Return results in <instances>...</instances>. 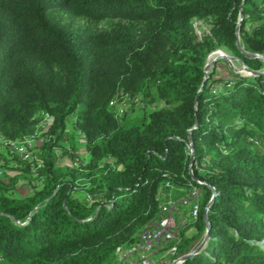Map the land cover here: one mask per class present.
Masks as SVG:
<instances>
[{"label": "trees", "instance_id": "1", "mask_svg": "<svg viewBox=\"0 0 264 264\" xmlns=\"http://www.w3.org/2000/svg\"><path fill=\"white\" fill-rule=\"evenodd\" d=\"M195 16L212 19L201 40ZM217 46L258 73L205 77ZM244 51L264 57V0H0V135L38 138L37 113L53 118L35 149L40 185L16 198V176H0V264H113L158 216L167 181L176 196L201 190L196 234L181 231L178 250L209 225L182 264H264V60ZM152 88L162 104L138 123L109 106ZM69 122L90 156L64 150L59 166ZM87 185L91 200L76 195Z\"/></svg>", "mask_w": 264, "mask_h": 264}, {"label": "built area", "instance_id": "2", "mask_svg": "<svg viewBox=\"0 0 264 264\" xmlns=\"http://www.w3.org/2000/svg\"><path fill=\"white\" fill-rule=\"evenodd\" d=\"M127 94H120L109 101V106L115 115H121L126 111ZM41 130L48 129L52 123V116L41 111L37 113ZM37 135L32 134L21 139L8 138L0 135V153L7 151L12 156H17L21 162L40 163V159L34 155L36 149ZM187 153L191 155V144L187 143ZM4 160L0 157V167ZM0 168V176L2 175ZM197 183L201 180L195 179ZM164 188H167L165 190ZM173 187L168 181L159 190L158 197L161 198L159 204L160 212L144 224L137 232L136 240L129 245H119L115 249L113 264H182L185 256L195 254L201 248L200 245L187 252H179L178 248L183 242L180 232L181 213L180 208H188L189 222L188 230L192 229L193 222L199 215L201 190L195 184H190L185 195L173 197ZM208 210V205L204 207V214ZM195 227V226H194ZM206 239L203 240L204 244ZM264 243V240L263 242Z\"/></svg>", "mask_w": 264, "mask_h": 264}, {"label": "rangeland", "instance_id": "3", "mask_svg": "<svg viewBox=\"0 0 264 264\" xmlns=\"http://www.w3.org/2000/svg\"><path fill=\"white\" fill-rule=\"evenodd\" d=\"M66 16L65 14H63ZM211 17H198L195 16L192 19L194 33L196 35L197 40H201L204 37H207L211 34L212 21ZM117 20L115 19H102V20H91L85 17H78L75 19L76 24H80L84 27L90 28H103L108 29L112 24H114ZM127 23V22H125ZM138 24V23H137ZM213 52H219L223 55H218L213 57L211 60L209 56ZM260 57L264 60V57L260 55ZM204 71L205 74L213 73L214 77L220 76L223 78H229L232 76L234 72L243 73L250 75L249 69L244 65L234 54L224 46H217L213 50H211L205 57L204 63ZM153 98L149 96H145L144 94H138L134 98H130L127 101L126 106V118L130 122L138 123L139 118L147 111L152 110L162 104L160 98L156 96L155 88H152ZM68 123L66 138L62 141L64 147L56 148V152L58 155V165L64 166L71 164V158L64 152V150H68L69 152H74L75 158L82 160V162H86L89 159V151L86 149L80 134L74 130V128ZM47 130V129H46ZM45 129L38 132V138L36 144L38 145L41 141V133L44 132ZM64 153V154H63ZM34 155L37 156V151H34ZM2 158L5 163L0 168L2 169L1 178L6 180L8 177L16 176L17 181L13 190L11 191V196L16 198H21L27 196L33 192V190L40 185L37 174L34 170V166L30 169V172H25L24 165L20 164V159L16 156L10 155L7 151L2 152ZM89 186L86 187H78L76 189V195L79 198L90 199L91 193H88ZM173 197H180L173 195ZM188 208H180L179 212L181 213V224H180V232L184 231L185 236L189 237L196 234V228L188 230L187 223L189 222ZM206 231V230H205ZM205 236V232H204ZM204 236H199L198 238L188 242L187 250H190L198 245H203ZM207 239V238H206ZM264 240V239H263ZM262 240V242H263ZM264 246V243H262ZM186 246V245H185ZM180 252V250H179Z\"/></svg>", "mask_w": 264, "mask_h": 264}, {"label": "water", "instance_id": "4", "mask_svg": "<svg viewBox=\"0 0 264 264\" xmlns=\"http://www.w3.org/2000/svg\"><path fill=\"white\" fill-rule=\"evenodd\" d=\"M238 45H239V41H238ZM244 53L245 54H250V53H248V52H246V51H244ZM250 55H252V56H256V57H259V58H261L260 57V55L259 54H257V53H252V54H250ZM250 71V70H249ZM258 73V71H255V72H252V71H250V74H257ZM207 76V74L205 75V77ZM204 220H205V222H206V224L208 225V221H207V218H206V214H204ZM208 227H209V225L206 227V231H205V238L204 239H206L207 237H208ZM200 247H201V245H200ZM192 254H188V255H186L185 256V259L188 257V256H191Z\"/></svg>", "mask_w": 264, "mask_h": 264}, {"label": "bare ground", "instance_id": "5", "mask_svg": "<svg viewBox=\"0 0 264 264\" xmlns=\"http://www.w3.org/2000/svg\"><path fill=\"white\" fill-rule=\"evenodd\" d=\"M218 55L220 56V55H223V54H220L219 52H213V53L210 54L208 60H211L213 57L218 56Z\"/></svg>", "mask_w": 264, "mask_h": 264}]
</instances>
